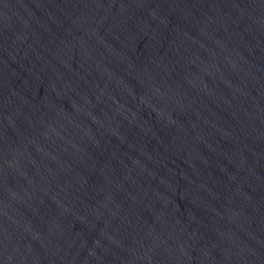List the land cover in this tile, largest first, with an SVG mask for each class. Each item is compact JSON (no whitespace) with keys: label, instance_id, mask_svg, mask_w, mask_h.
Wrapping results in <instances>:
<instances>
[{"label":"water","instance_id":"1","mask_svg":"<svg viewBox=\"0 0 264 264\" xmlns=\"http://www.w3.org/2000/svg\"><path fill=\"white\" fill-rule=\"evenodd\" d=\"M0 264H264V0H0Z\"/></svg>","mask_w":264,"mask_h":264}]
</instances>
